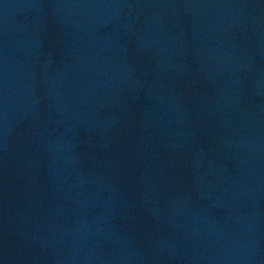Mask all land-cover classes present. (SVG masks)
Wrapping results in <instances>:
<instances>
[{
	"label": "water",
	"instance_id": "obj_1",
	"mask_svg": "<svg viewBox=\"0 0 264 264\" xmlns=\"http://www.w3.org/2000/svg\"><path fill=\"white\" fill-rule=\"evenodd\" d=\"M0 80L99 264H264V0H0Z\"/></svg>",
	"mask_w": 264,
	"mask_h": 264
}]
</instances>
